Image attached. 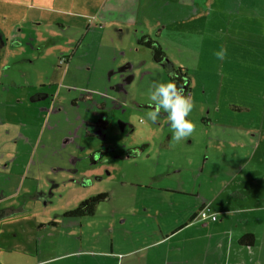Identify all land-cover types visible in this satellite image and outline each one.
I'll use <instances>...</instances> for the list:
<instances>
[{
    "label": "rangeland",
    "instance_id": "1",
    "mask_svg": "<svg viewBox=\"0 0 264 264\" xmlns=\"http://www.w3.org/2000/svg\"><path fill=\"white\" fill-rule=\"evenodd\" d=\"M97 5L91 21L76 14ZM191 5L193 25L183 16ZM144 34L167 52L162 62L139 43ZM180 67L192 78L196 130L177 142L166 114L153 123L146 113L152 87ZM0 79V163L18 171L0 175V211L17 210L0 216L1 264H112L100 255L123 234L108 222L116 209L151 232L156 213L147 207L170 205L156 188L189 191L197 176L217 188L222 177L210 179V171L221 156L230 162L229 146L248 140L264 151V0H0ZM101 119L108 126L90 125ZM101 192L110 198L82 225L62 217ZM257 245L238 256L235 244L230 264H264V236ZM205 250L223 260L200 244L199 255Z\"/></svg>",
    "mask_w": 264,
    "mask_h": 264
},
{
    "label": "crops",
    "instance_id": "2",
    "mask_svg": "<svg viewBox=\"0 0 264 264\" xmlns=\"http://www.w3.org/2000/svg\"><path fill=\"white\" fill-rule=\"evenodd\" d=\"M99 8L101 7L97 5L94 8L95 12L93 10L88 14L84 12L76 14L89 15L88 21H91L92 17H98ZM192 8L191 5L187 14L183 16L193 25L196 15L190 14L191 11H194ZM179 28L184 30L182 26ZM244 145H246L245 149ZM254 148L251 149L249 141L245 140L239 147L232 145L228 147L226 153L231 159L227 165L224 164L226 161L222 159V156L221 163L216 161L218 166L210 171V179L222 177L221 185L224 184V187L220 185L217 188H204L198 182L199 176H197L195 185L189 191L178 190V188L167 187V185L164 188H156V190H164L163 193L159 192L162 197L163 195L166 197L170 205L158 207L150 202L146 211H153L152 214L156 213L154 214L156 222L153 219L154 215L148 217V224L152 225L153 221L156 225L155 228L150 227L151 232L141 231L138 224L125 219V209H116L108 222L112 221L114 227L120 228V232L123 234L119 233L117 241L112 240L111 247L103 251L104 254L100 256H105L106 258L103 259L112 261V264H228V262L230 264L235 244L239 249L237 250L238 256L239 253H242L238 251H241L243 247L255 248L258 252L257 238L259 235L260 237L264 236V151L260 149L261 145ZM233 156L237 159L241 158L239 164L236 165ZM259 165L263 168L262 172ZM244 168L245 171H243ZM222 169L230 170L231 174L224 176ZM201 172L203 173L204 170L202 169ZM174 177H179V174L170 177V181L173 182L171 185L177 182L176 179H173ZM173 194L176 196L173 197ZM153 196L155 194H152V198ZM206 206H210L212 211L218 215L217 221L211 218L201 219L198 212ZM136 209L137 207H134L135 212L139 214ZM15 211L17 210H11V214ZM119 212L121 213L120 218L115 221L114 218ZM2 215H6V213ZM67 219L74 220L73 218ZM82 220V218H78L76 221H72L71 226L82 225ZM144 224L146 222H142L140 225ZM116 228H113L110 233H114ZM136 234L144 236H135ZM69 235L72 236V234ZM79 238L81 240V237ZM243 238L246 240V244L241 241ZM61 243L60 247L66 246L65 241H61ZM200 244L210 246L213 249L212 254L220 256L223 260L219 258L216 260L213 256L211 259L207 258L208 250L202 251L199 255ZM53 247L57 249V246ZM63 249L71 250V247ZM225 257L229 260H224ZM40 260L46 262L51 259ZM106 263L107 261L100 260L96 264ZM239 263L241 261H238ZM29 264H40V262L33 260Z\"/></svg>",
    "mask_w": 264,
    "mask_h": 264
},
{
    "label": "clouds",
    "instance_id": "3",
    "mask_svg": "<svg viewBox=\"0 0 264 264\" xmlns=\"http://www.w3.org/2000/svg\"><path fill=\"white\" fill-rule=\"evenodd\" d=\"M216 59L223 61L227 56V49L222 47L215 53ZM175 74L170 73L167 81L155 84L151 89L148 107L152 109L146 113L147 118L155 123L161 114H166L172 129L173 139L177 142L191 137L196 126L190 119L195 104L190 96L185 95L183 87H178Z\"/></svg>",
    "mask_w": 264,
    "mask_h": 264
},
{
    "label": "trees",
    "instance_id": "4",
    "mask_svg": "<svg viewBox=\"0 0 264 264\" xmlns=\"http://www.w3.org/2000/svg\"><path fill=\"white\" fill-rule=\"evenodd\" d=\"M139 43L146 45L147 47H150L153 49L155 55L154 58L157 61L162 62L164 58L168 55L165 49L161 46V44L156 41L153 38H147V36L142 35L141 39H139ZM175 74V82L177 83L178 87H183L185 90V95L193 96L192 95V89H191V82L192 78L189 73V68L188 67H180L176 70H174ZM181 79V80H179ZM211 118L205 117L204 122L205 123H210ZM110 198V193L109 192H102L99 194H95L90 196L89 198L83 200L82 202L79 203V205L72 209L67 211L62 217L67 219V218H73V219H78V218H83L87 215H94L97 213V208L98 205ZM204 208V207H203ZM202 208V209H203ZM201 211V210H200ZM9 215L11 213V209H5L3 211H0V216L2 214ZM199 214V212H198ZM251 237V235H249ZM244 244H246V240L243 238L241 240Z\"/></svg>",
    "mask_w": 264,
    "mask_h": 264
},
{
    "label": "flooded vegetation",
    "instance_id": "5",
    "mask_svg": "<svg viewBox=\"0 0 264 264\" xmlns=\"http://www.w3.org/2000/svg\"><path fill=\"white\" fill-rule=\"evenodd\" d=\"M146 34H144V36H145ZM147 36V38H151L150 36H148V35H146ZM78 43H80V42H78ZM80 45H81V43H80ZM82 46V45H81ZM78 45H77V47H76V49L73 51V52H69L64 58H63V60H62V62L63 61H65V62H70V61H72V58H74V56L76 55V53L77 52H79V50H78ZM150 48V47H149ZM152 49V48H151ZM153 50V49H152ZM93 58H95V54H94V57ZM7 75V74H6ZM13 78H11L10 80H8V82H10V84L13 82ZM179 80H181V79H179ZM6 82L5 81H3V79H0V84H5ZM99 122V123H98ZM98 123V125L99 126H108V122L105 120V119H101L100 121H97V122H94V123H91L90 122V125L92 126V125H96ZM134 149V148H133ZM133 150L131 149V150H129V152H128V156H130V157H132V158H134V156L135 155H133ZM96 153H99L100 155H104V153H105V150H102V151H97ZM96 153L93 155V157H92V159L93 160H96L95 158H96ZM9 156H11V155H9ZM19 168V167H18ZM8 171H15V169H14V164H10V163H8V162H6V163H0V175L1 176H3V177H5V178H7V177H10L9 175H8ZM15 172H18L17 171V169H16V171ZM20 172V171H19ZM102 193V192H101ZM42 196V195H41ZM44 196H42V198H43ZM42 201V200H41ZM46 203H48V200H46L45 201ZM66 213V212H65ZM65 213H63L62 214V216L65 214ZM57 223H59L58 221H52V225H56Z\"/></svg>",
    "mask_w": 264,
    "mask_h": 264
},
{
    "label": "built area",
    "instance_id": "6",
    "mask_svg": "<svg viewBox=\"0 0 264 264\" xmlns=\"http://www.w3.org/2000/svg\"><path fill=\"white\" fill-rule=\"evenodd\" d=\"M199 215H200L201 219H203V220H207L209 218H211L212 220H215V221L218 220V215L212 211L210 206H206L203 209H201V211H199Z\"/></svg>",
    "mask_w": 264,
    "mask_h": 264
}]
</instances>
